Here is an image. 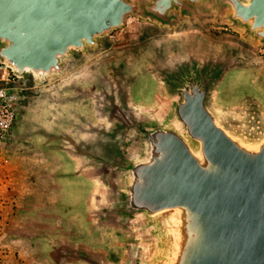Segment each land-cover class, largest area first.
Masks as SVG:
<instances>
[{"label":"water","instance_id":"obj_1","mask_svg":"<svg viewBox=\"0 0 264 264\" xmlns=\"http://www.w3.org/2000/svg\"><path fill=\"white\" fill-rule=\"evenodd\" d=\"M198 5L227 9L264 41V0H0V60L19 74L59 72L71 47L94 45L129 14L169 23L171 9L192 14ZM216 78L196 64L170 76L167 121L134 110L118 115L139 150L132 157L118 148L104 160L123 180L113 188V211L139 218L150 236L130 264H264V126L215 114Z\"/></svg>","mask_w":264,"mask_h":264},{"label":"rangeland","instance_id":"obj_2","mask_svg":"<svg viewBox=\"0 0 264 264\" xmlns=\"http://www.w3.org/2000/svg\"><path fill=\"white\" fill-rule=\"evenodd\" d=\"M228 14L202 5L192 14L173 8L170 22L161 23L137 11L123 25L95 36L94 45L71 47L60 59L59 72L21 74L18 115L8 140L23 120L25 138H35L39 130L50 157L64 162L63 194L48 188V207L33 211L29 225L32 233L42 232L53 264H89L87 256L104 264H130L146 253L150 236L144 223L113 211V188L123 180L104 160L118 148L138 154L132 133L120 128V113L134 110L150 120H168L170 76L194 64L212 70L217 73L212 111L237 124L264 126V41ZM55 202L73 208L60 213L51 209ZM26 264L39 263L28 256Z\"/></svg>","mask_w":264,"mask_h":264},{"label":"crops","instance_id":"obj_3","mask_svg":"<svg viewBox=\"0 0 264 264\" xmlns=\"http://www.w3.org/2000/svg\"><path fill=\"white\" fill-rule=\"evenodd\" d=\"M24 131L22 120L0 156V264H26L28 256L39 264H53V253L42 232L32 233L29 225L33 211L48 207L44 199L48 188L54 186L53 194H63L64 162L50 157L39 130L31 140ZM67 163L72 165V161ZM72 208L62 202L51 206L60 213Z\"/></svg>","mask_w":264,"mask_h":264},{"label":"built area","instance_id":"obj_4","mask_svg":"<svg viewBox=\"0 0 264 264\" xmlns=\"http://www.w3.org/2000/svg\"><path fill=\"white\" fill-rule=\"evenodd\" d=\"M20 77L21 74L17 73L13 66L0 60V156L17 120L16 89Z\"/></svg>","mask_w":264,"mask_h":264},{"label":"bare ground","instance_id":"obj_5","mask_svg":"<svg viewBox=\"0 0 264 264\" xmlns=\"http://www.w3.org/2000/svg\"><path fill=\"white\" fill-rule=\"evenodd\" d=\"M25 72H32V71L26 69ZM32 73L34 75H47V74H50V73H42V72H32ZM103 197H104L103 199H105V195Z\"/></svg>","mask_w":264,"mask_h":264}]
</instances>
